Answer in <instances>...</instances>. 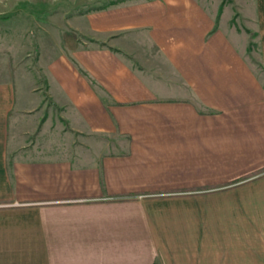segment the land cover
I'll return each instance as SVG.
<instances>
[{
    "label": "crops",
    "instance_id": "1",
    "mask_svg": "<svg viewBox=\"0 0 264 264\" xmlns=\"http://www.w3.org/2000/svg\"><path fill=\"white\" fill-rule=\"evenodd\" d=\"M71 20L0 78V264H264V0Z\"/></svg>",
    "mask_w": 264,
    "mask_h": 264
},
{
    "label": "rangeland",
    "instance_id": "2",
    "mask_svg": "<svg viewBox=\"0 0 264 264\" xmlns=\"http://www.w3.org/2000/svg\"><path fill=\"white\" fill-rule=\"evenodd\" d=\"M131 1L0 0V78H12L28 69L36 72L66 52L70 43L102 45L75 30L71 18L90 9ZM238 15L235 11L231 18L236 27L243 26V18Z\"/></svg>",
    "mask_w": 264,
    "mask_h": 264
},
{
    "label": "trees",
    "instance_id": "3",
    "mask_svg": "<svg viewBox=\"0 0 264 264\" xmlns=\"http://www.w3.org/2000/svg\"><path fill=\"white\" fill-rule=\"evenodd\" d=\"M116 4V3H115ZM106 6V5H105ZM108 6H110V5H108ZM108 6H106V7H108ZM106 7H100V8H94V9H90V10H99V9H103V8H106Z\"/></svg>",
    "mask_w": 264,
    "mask_h": 264
}]
</instances>
